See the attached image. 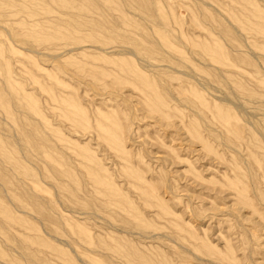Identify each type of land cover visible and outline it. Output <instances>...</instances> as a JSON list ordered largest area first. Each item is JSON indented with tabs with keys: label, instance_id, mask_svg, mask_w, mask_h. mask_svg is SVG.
<instances>
[{
	"label": "rangeland",
	"instance_id": "rangeland-1",
	"mask_svg": "<svg viewBox=\"0 0 264 264\" xmlns=\"http://www.w3.org/2000/svg\"><path fill=\"white\" fill-rule=\"evenodd\" d=\"M0 264H264V0H0Z\"/></svg>",
	"mask_w": 264,
	"mask_h": 264
}]
</instances>
